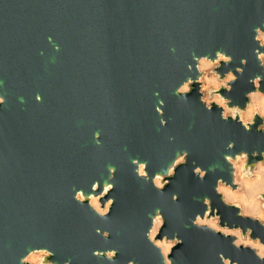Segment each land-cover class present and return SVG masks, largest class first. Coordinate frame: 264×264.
<instances>
[{
  "label": "water",
  "instance_id": "1",
  "mask_svg": "<svg viewBox=\"0 0 264 264\" xmlns=\"http://www.w3.org/2000/svg\"><path fill=\"white\" fill-rule=\"evenodd\" d=\"M261 20L264 0H0V264H19L32 247L54 251L57 264H106L91 255L104 248L118 249V264H161L143 236L155 208L165 216L157 239L167 232L182 240L170 254L175 264H219L221 251L259 264L250 252L237 254L231 237L201 232L191 220L207 196L222 224L250 226L264 238L258 223L239 218L214 191L218 177L229 179V141L236 151L264 150L260 118L245 132L221 121L215 104L212 113L204 110L198 84L187 104L174 89L195 75L187 71L191 54L224 50L234 57L233 71L249 60L232 92L220 90L244 107L247 81L260 74L252 28ZM160 100L166 127L155 112ZM179 150L189 152L187 163L163 193L135 177L131 159L148 161L154 174ZM109 165L117 169L113 180ZM196 166L207 170L203 181ZM94 180L115 184L107 225L72 199L74 188L90 190ZM95 227L109 230L110 239Z\"/></svg>",
  "mask_w": 264,
  "mask_h": 264
},
{
  "label": "clouds",
  "instance_id": "2",
  "mask_svg": "<svg viewBox=\"0 0 264 264\" xmlns=\"http://www.w3.org/2000/svg\"><path fill=\"white\" fill-rule=\"evenodd\" d=\"M252 56L257 62L260 69V74H256L248 79V83L252 85V90L245 93L246 103L244 107L233 103L230 96L222 95L221 89L231 93L235 82L244 75L245 67L248 65V58L239 60L240 67L235 70L229 67L234 57L224 50H216L212 54H191L192 63L187 64V71L195 75H189L184 80L179 82L174 89L180 102L188 103L187 94L191 92L192 85H199L200 102L205 111L212 113L213 105L215 104L219 112V119L224 123L231 121L242 126L245 132H251L256 124V118L259 117L261 123L257 127L258 132H264V20L259 21L257 26L252 28ZM58 50V49H57ZM224 67L226 70L221 73L218 69ZM238 74V75H237ZM158 95V94H157ZM37 102H42V97L36 96ZM5 99L0 96V104H4ZM164 101H159V106L155 108V112L159 117L161 127L167 126V120L164 117ZM100 133L94 134L96 146L102 147L99 141ZM175 138L168 137L169 142ZM235 141H229L225 147L223 161L230 169L229 179L223 176L218 177L215 182L214 191L219 196L223 205L237 210L236 215L244 220L251 221L252 224H257L259 228L264 229V150H252L250 153L247 150H235ZM189 152L187 150H179L166 171H157L150 174L148 171V161H141L138 158L131 159L130 163L133 166L134 175L138 180L150 183L151 186L158 192L163 193V189L169 183L170 177L175 174L178 166L187 163ZM259 157V159H257ZM116 167L109 165L107 167L108 179L113 180L116 174ZM201 181L207 174V170L196 166L193 168ZM115 187L114 183H103L101 180L91 182L90 190L79 188L73 190L72 199L81 208L85 209L94 219L102 224H109L111 217L109 215L112 206L115 202L114 197H109L108 194ZM108 197L107 199H104ZM177 195L172 194L171 200L177 202ZM205 210L203 213H197L194 219L191 220V225L204 233H210L213 236L221 234L224 238L231 237V246L236 253L250 252L259 264H264V238L257 235L253 236L254 228L246 225L237 226L228 223H221V216L218 214V209H213L209 197L203 198ZM150 224L143 233L147 243L158 256L161 264H175L173 259H170V254L174 247L182 240L177 233L169 234L165 232L163 238L157 239L161 233V229L165 224V216L160 208L154 209V215L148 214ZM95 235L101 237L102 240L108 241L111 232L101 227H95ZM118 249L104 248L103 250H92L91 255L97 261L106 262V264H118L116 259ZM55 256V252L47 247H32L22 255L19 259V264H57L50 257ZM219 264H240L239 259H233L225 255L223 251L216 254ZM64 264H71L70 260H65ZM127 264H136L135 260L129 259Z\"/></svg>",
  "mask_w": 264,
  "mask_h": 264
}]
</instances>
